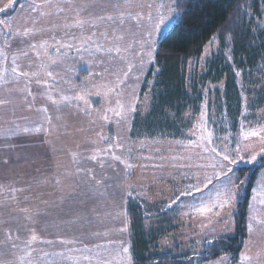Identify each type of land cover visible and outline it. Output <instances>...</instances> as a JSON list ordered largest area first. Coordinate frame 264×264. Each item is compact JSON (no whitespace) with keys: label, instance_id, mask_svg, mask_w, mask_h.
Returning a JSON list of instances; mask_svg holds the SVG:
<instances>
[{"label":"rangeland","instance_id":"rangeland-1","mask_svg":"<svg viewBox=\"0 0 264 264\" xmlns=\"http://www.w3.org/2000/svg\"><path fill=\"white\" fill-rule=\"evenodd\" d=\"M6 2L7 0H0V4ZM30 2L31 0H22L20 4L25 6L23 13L17 7V10L11 16L17 17L18 20L22 15L24 17L29 14L33 17L37 16V13H30L27 7ZM39 2L40 0H37V3ZM143 2L159 4L161 0H143ZM163 2L169 4L171 0H163ZM57 16L60 19L63 18V14L58 13ZM52 20L54 23L60 22L56 17H53ZM174 21L163 29V34ZM41 26L46 31L38 35L37 40L48 39L49 45H51L54 43L49 39L51 35L55 34L57 39L63 37V32L53 28L47 21H44ZM49 29L51 30L49 31ZM153 39L155 44L151 62L144 55L143 63H140L141 57L139 49H137L135 55L129 54L130 60L115 68V73L121 74L122 70H126L125 65L127 63L130 62L135 65L133 70L128 73L125 83L120 86L122 90L120 100L125 105V110L127 111L128 102L134 95L135 111L128 115L126 122H121L119 125L116 123L117 118L112 113H108L109 121L99 119L97 113L106 112L107 108L116 106V97H110L112 103L109 104L103 94H95L97 91L103 92V90L95 89L91 84L85 85L86 80L94 79V76L90 73H98L102 71V68L95 64L87 54H79L83 56V59H80L75 49L67 52L65 64L56 69L64 77V80H71V84L61 83L59 87L64 89L66 95H71L75 91L71 85H75L76 89L84 88L91 93L88 96L89 110L93 113L91 116H82L81 118L70 116L69 112L75 111L70 108L57 112L55 106L39 95L40 91H44V87L35 84L32 85V90L37 95V99L32 105L31 111H29L25 106L24 94H9L5 90L8 86L0 85V99L12 101L11 104L0 107V158H9L11 161L16 160L17 156L21 157L11 168L0 167V204L7 201L10 206H15V202L10 199L12 195H15L20 201V207H38L41 209V216L45 218L42 219L41 223L46 222L48 224L47 231L42 232V235L47 239L58 241L60 238H76L83 243L72 247L82 248L83 244L86 243L90 248H93V254L101 253L105 256L108 253L104 252L103 248L96 249V244L110 247L107 244L109 238L123 240L125 246H130L131 254L130 222L127 214V206L130 200L143 203L150 211L147 229L162 232L158 241L161 249H172L178 243L184 251L196 255L203 250L204 244L211 239L235 232V215L240 198L233 211L230 227L227 229L219 223L202 228L200 225L203 217L193 212L192 205L194 203L198 204L200 200H207L208 197L214 195L212 185H209V189H206L203 195L196 193L195 199L193 197H183L175 204H172L171 200L174 199V194L178 189L195 183L197 175L202 178L205 173L208 175L212 173V169L207 165L214 162L210 157L215 154L204 152L202 148L193 147L194 143H203L215 147L217 151H223L225 146L229 150L235 149L237 145L242 148L246 146V150L241 152V155L244 156V162L234 165V175L229 174L237 182L240 181L239 176L236 174L238 167L255 164L264 156V152H261V149H264V140H261L259 136L244 138L245 133L253 131L260 132V136H264V131H261L264 129V62L253 71L247 70L238 73L237 81L242 98V110L236 130L232 129L226 117V111L220 110L225 91L224 81H222L219 84L209 85L197 113L193 111L186 113L185 118L188 119L189 123H187L186 134L183 136L175 138L161 135L150 136L145 133L133 134V122L136 115H144L149 109L148 93L150 92L142 94L141 87L147 71L155 62V53L160 37H153ZM2 44L3 37H0V46ZM218 50L219 42L215 39L208 44L203 57L196 64H191L192 68L194 67L201 75L207 62L213 58L214 53ZM31 55L34 56V53ZM57 55L50 49L47 55L43 56V59L47 61L48 56L56 57ZM228 58L231 60L229 55ZM105 77L106 81H96V83H106L116 79V75L110 72H106ZM137 77H139L138 80ZM49 83L53 85V97L58 98L55 82L49 81ZM78 103L83 104L82 101ZM42 107H48L47 114L52 116V125H49L44 119L45 114L43 112L37 111L38 108ZM13 112H15L14 116L12 115ZM57 117L62 118L64 127L60 126ZM92 121H95V123L93 124ZM24 127H28L32 131L26 133L23 131ZM37 127L41 128V131H35L34 129ZM50 128L53 129L52 135H49ZM98 133L108 137L109 144L99 142L94 144L93 141H98ZM209 133H211L210 140ZM117 137L124 144V158H130V162L134 164V167L125 174L124 166L116 162L115 172L112 169H107L103 175L109 178L118 176L117 182L126 186L123 197L112 200L107 193L105 197L98 196V211L92 213L91 223L86 222L84 227H72L63 223V220L69 217L57 215L55 212L48 216L45 211L47 206L41 201L47 200L49 203L57 201L60 193L53 183L54 179L61 177L66 171L75 173L77 168H93L99 174L101 170L96 166V162L88 160L87 157L97 147H109ZM47 140H51L52 143L50 145L43 143ZM10 143L14 144L15 147L9 148ZM72 153H77L76 161H73ZM255 153H260L257 160L252 163L246 162L249 156ZM117 154H122L120 149H117ZM25 157L28 158L27 162ZM173 157H176V159H173ZM179 157L184 159H179ZM57 165H60V167ZM155 165H163V167H156ZM183 165H187V167H183ZM201 165L205 167L202 168ZM36 169H39V171H36ZM83 176L84 174L80 173L65 183L67 185L79 182ZM38 180H47V183L41 184L37 182ZM107 183H112V180L109 179ZM214 183L216 182L214 181ZM8 186L23 188L25 191L16 193L4 191ZM262 187H264V169L260 172L252 190L250 204L253 205V208H249L248 223L252 216L264 219V205L258 203L259 199H264V197L258 196L257 201L252 200V196L259 193ZM66 190L70 191L71 189ZM101 190L103 191V188ZM81 191L82 187H76V192ZM26 196L28 197L27 200H25ZM9 210L10 208H0V218L6 216ZM117 213L123 215L115 218ZM253 227L251 251L248 254L255 258L256 254L260 253L259 259H254V264H264V225L254 223ZM120 228H127V231H116ZM95 232H99L101 235H93L92 233ZM104 232H108L109 236H103ZM248 240L249 237L246 242ZM39 247L48 252L65 250L64 246L58 243L53 246L40 244ZM244 252H246L245 247H243L241 253ZM222 258H224L223 264H240V256L238 261H233L230 255H223L216 260L202 264H217ZM48 259L51 264H70V262L64 261L60 257H50ZM93 264H95V261H93ZM114 264H121V262L114 260ZM132 264H134L133 260Z\"/></svg>","mask_w":264,"mask_h":264},{"label":"snow or ice","instance_id":"snow-or-ice-1","mask_svg":"<svg viewBox=\"0 0 264 264\" xmlns=\"http://www.w3.org/2000/svg\"><path fill=\"white\" fill-rule=\"evenodd\" d=\"M15 6H18L23 13L25 6L20 4L19 0H7L6 3L0 4V13L15 11ZM27 7L30 13H37V16L33 17L29 14L24 17L22 15L18 20L17 17L9 15L7 18L0 19V37H3V44L0 46V85L8 86L5 90L9 94H24L25 106L29 111L37 99V95L32 90V85L35 84L44 87V91H40L39 95L55 106L57 112L70 108L75 110L69 112L70 116L76 118L91 116L93 113L89 110L88 100L91 93L84 88L76 89L75 85H71L75 91L71 95H66L64 89L59 87L61 83L71 84V80H64V77L56 69L65 64L67 52L75 49L80 59H83V56L79 54H87L95 64L102 68V71L98 73H90L94 79L86 80L85 85L91 84L93 88L103 90V92L97 91L95 94H103L109 104L112 103L110 97H116L115 107H109L106 112L97 113V115L99 119L109 121L108 113H112L117 118L118 125L121 122H126L128 115L135 111L134 95L128 102L127 111L120 100L122 97L120 86L125 83L128 73L133 70L135 65L127 63L126 70H122L121 74H116L115 68L130 60L129 54L135 55L137 49H139L141 57L140 63H143L144 55L151 62L155 44L153 37H161L163 29L177 16H179V20L176 26L183 24L185 22L184 15L187 14L179 12V4L176 3V0H171L169 4L164 3L163 0L159 4L145 3L143 0H40L39 3L37 0H31ZM58 13L63 14L62 19L57 16ZM53 17L59 19L60 22L54 23ZM44 21L63 32V37L60 39H57L55 34L49 37L54 41L51 45H49L48 39H36L38 35L46 31L41 26ZM173 30L175 29L173 28ZM214 40L215 37H213ZM50 49L58 55L56 57L48 56L45 61L43 56L47 55ZM32 53L34 56L31 55ZM140 70L142 71V69ZM106 72L116 75V79L111 82L96 83V81H106ZM136 79L138 80L139 77ZM49 81L55 82L58 98L53 97V85ZM80 101L83 104L78 103ZM11 103L12 101L9 99H0V107ZM37 111L43 112L44 119L49 125H52V116L47 114L48 107L38 108ZM12 115L14 116L15 112ZM57 120L60 121L61 127L65 126L61 117H57ZM92 123L94 124L95 121ZM34 130L39 132L41 128L37 127ZM23 131L27 133L32 129L24 127ZM52 134L53 129L50 128L49 135ZM97 136L98 141H93L94 144L98 142L109 144L108 137L102 133H98ZM249 136H259L261 140H264V136H260V132L257 131L244 134L245 139ZM210 137L211 133H209V140ZM43 143L50 145L52 142L47 140ZM8 146L9 148L15 147L11 143ZM193 147L202 148L204 152L215 154L210 157L214 162L207 165L212 169V173L211 175L205 173L202 178L197 175L195 183L176 191L171 203L175 204L183 197L195 199L196 193L203 195L204 191L209 189V185H212L214 195L208 197L207 200H200L198 204L194 203L192 205L193 212L203 217L200 225L202 228L219 223L227 229L230 227L233 211L242 194L241 185L244 183L233 180V166L244 162L241 152L246 150V146L242 148L237 145L232 150L225 146L223 151H217V148L203 143H194ZM117 149H120L122 154L118 155ZM123 151L124 144L117 137L109 147H97L87 157L88 160L96 162V166L101 170L99 174L93 168H77L75 173L66 171L61 177L55 178L53 183L60 193L57 201L52 203L47 200L41 201L47 206L45 210L47 215L51 216L55 212L57 215L68 216L69 218L63 220V223L80 228L84 227L86 222L91 223L92 213L98 211V196L105 197L107 193L112 200L117 197L122 198L126 186L117 182L118 176L109 178L103 173L107 169H112L115 172L116 162L124 166L125 174L134 167L130 158H124ZM128 151L130 152V149ZM261 152H264V149H261ZM258 155L260 153L251 154L246 162H255ZM19 159H21L20 156L11 161L9 158H0V167L11 168ZM27 159L25 157L26 162ZM72 159L76 161L77 153H72ZM179 159L184 158L179 157ZM57 166L60 167V165ZM155 166L163 167V165ZM173 166L175 167V165ZM183 167H187V165H183ZM200 167L205 166L201 165ZM80 173H83L84 176L79 182L66 185V181ZM230 173L232 175H229ZM109 179L112 180V183H107ZM37 182L43 184L47 183V180H38ZM76 187H82V191L76 192ZM4 191L16 193L24 192L25 189L8 186ZM258 196L264 197V187L259 193L252 196V200L257 201ZM10 199L15 202V206H10L7 201L0 204V208H10L8 214L0 218V237H2L0 238V264H51L48 259L50 257H60L70 264H93V261L95 264H114V260H119L121 264H132L130 246H125L123 240L109 238L107 244L110 247L96 244V249L103 248V251L108 253L105 256L101 253L93 254V248H90L86 243L82 248L72 247L83 243L76 238H60L58 241L47 239L42 235V232L48 229L46 222L41 223L42 219H45L41 216L42 210L38 207H20V201L15 195H12ZM27 199L26 196L25 200ZM258 203L264 205V199H259ZM249 208L252 209L253 205L249 204ZM121 215L123 214L117 213L115 218H119ZM254 223L264 225V219H259L257 216L250 217V222L247 225L249 240L244 244L246 252L241 253L240 264H254V259L258 260L260 257V253H257L255 258L248 254L251 251ZM116 231L126 232L127 228H120ZM92 234L101 235L99 232ZM103 236L108 237L109 233L104 232ZM57 243L64 246L65 250L48 252L39 247L40 244L53 246ZM223 259L217 264H223Z\"/></svg>","mask_w":264,"mask_h":264},{"label":"trees","instance_id":"trees-1","mask_svg":"<svg viewBox=\"0 0 264 264\" xmlns=\"http://www.w3.org/2000/svg\"><path fill=\"white\" fill-rule=\"evenodd\" d=\"M176 3L180 13H187L185 22L176 26L177 16L158 40L155 62L141 87L142 94L150 92L149 109L144 115H136L133 134L183 136L189 123L186 113H197L209 85L222 81L225 91L220 110L226 111L232 129L236 130L242 110L238 73L253 71L264 62V0H176ZM15 11L0 13V19ZM213 37L219 42V50L199 75L192 65L203 57ZM263 169L264 156L255 164L236 169L244 183L235 215V232L211 239L196 255L184 251L178 243L172 249H161L158 241L162 232L147 229L150 211L143 203L130 200L127 214L133 263L202 264L223 255L238 261L249 237L247 225L252 190Z\"/></svg>","mask_w":264,"mask_h":264}]
</instances>
